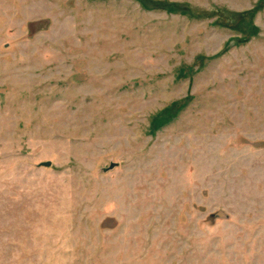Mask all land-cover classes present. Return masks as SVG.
<instances>
[{
    "label": "rangeland",
    "instance_id": "obj_1",
    "mask_svg": "<svg viewBox=\"0 0 264 264\" xmlns=\"http://www.w3.org/2000/svg\"><path fill=\"white\" fill-rule=\"evenodd\" d=\"M0 264H264V0H0Z\"/></svg>",
    "mask_w": 264,
    "mask_h": 264
},
{
    "label": "water",
    "instance_id": "obj_2",
    "mask_svg": "<svg viewBox=\"0 0 264 264\" xmlns=\"http://www.w3.org/2000/svg\"><path fill=\"white\" fill-rule=\"evenodd\" d=\"M43 165L49 166L51 165V161H45L42 163ZM114 166V164H111V167Z\"/></svg>",
    "mask_w": 264,
    "mask_h": 264
}]
</instances>
